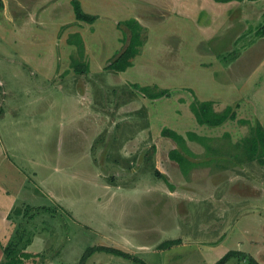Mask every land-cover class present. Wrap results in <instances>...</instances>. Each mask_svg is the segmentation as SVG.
<instances>
[{
	"label": "rangeland",
	"instance_id": "1",
	"mask_svg": "<svg viewBox=\"0 0 264 264\" xmlns=\"http://www.w3.org/2000/svg\"><path fill=\"white\" fill-rule=\"evenodd\" d=\"M25 1L31 4L35 0ZM163 1L168 0L157 5H164ZM84 2H92L90 7L99 6V18L93 24L102 25L100 29L95 27L97 31L89 37L88 45L101 35L110 36L111 44L108 50L101 44L97 57L92 55V47L85 51L89 70L83 73L71 65L74 45L72 51L64 47L58 52L62 66H58L56 75L49 68L48 57L35 52L46 53L55 45L59 51L69 44L62 25L52 44L40 38L41 30L53 38L59 21L53 18L56 6H28L36 19H30L25 11L17 14V24L14 17L6 16L4 10L1 17L0 12V97L6 99V111L0 117V145L7 156L0 155V186L16 196L22 182L34 186L30 188L34 196H25L33 206L23 202L22 194L27 190L24 186L20 204L11 210L13 217L17 208L25 214L16 217L10 236L21 237L23 242L32 235L31 243L37 241L27 247L40 253L30 260L33 264H76L89 245L118 247L148 264H214L229 249L244 250L264 264V164L256 157L249 158L246 147L236 146L249 134V124L230 120L218 127L200 125L189 106L194 97L219 98L222 92L223 98L225 93L198 69V64L206 66L214 60L205 58L214 50L203 46L210 31L201 27L206 21L194 22L182 9L170 14L161 10L154 13L157 9L152 3ZM9 5L16 9L12 0ZM69 9L65 8L64 16L74 15L72 6ZM133 10L150 16L142 57L146 63L129 70H134L139 84L158 78L154 83L172 90L171 96L150 99L134 86L128 70L123 73L107 67L125 44L121 29L118 42L115 40L116 25L110 15L116 13L123 20ZM230 21V28L226 25L212 36L219 50L230 48L228 53L233 54L227 60L237 57L222 66L230 73L225 77L231 82L229 90L233 89L228 94L236 97L237 89L244 90L245 96L256 91L253 103L248 102L249 111L238 115L251 112V119L264 125V81L258 88L255 84L260 67L241 65L240 51L246 49L242 48L240 34L232 36L241 21ZM84 27L82 30H87L86 24ZM93 28L89 24L88 31ZM259 47L251 45L249 54L261 56ZM204 49L206 55L200 57ZM222 54L218 57L223 61ZM244 69L249 79L243 77ZM210 70L213 75L221 71L213 67ZM68 76H72L71 82L63 80ZM55 78L58 83L67 82L64 88L61 85L62 90ZM251 82L255 86L246 84ZM74 92L82 93L83 103L72 97ZM218 98L213 104L216 110H222L230 101ZM164 126L184 135L196 129L211 137L207 146L187 138L186 146L193 155H185L194 163L186 174L168 156L171 148H182L172 138L161 135ZM225 131H229V137ZM156 168L174 184V190L156 176ZM17 224L29 230L24 232ZM175 238L180 241L162 246L163 241ZM86 264L141 263L132 257L97 251ZM224 264L246 262L231 257Z\"/></svg>",
	"mask_w": 264,
	"mask_h": 264
},
{
	"label": "crops",
	"instance_id": "2",
	"mask_svg": "<svg viewBox=\"0 0 264 264\" xmlns=\"http://www.w3.org/2000/svg\"><path fill=\"white\" fill-rule=\"evenodd\" d=\"M15 4V10L9 5L10 4V0H0V4H3V8L0 7V12H1V17H2V12L4 10L5 15L8 16L9 18H13V22H15L17 24V14H24L25 11L27 12V16L29 15V18H33L36 19V14L35 12H30L28 9V6L31 7V5H53L56 6V12H55V17L54 20L58 19L59 21L56 22L55 27H54V32H53V38H51V34L48 35L46 33V31L41 30L42 32L39 34L40 38L43 37L42 41H46V39L51 40V44L56 36V30L58 29V27L60 25L65 26L66 27V31H67V35L69 36L70 33L73 32H79L84 40V44H85V51L88 52V50L90 51L89 47H92L91 51H92V55L95 54V56L97 57V53L98 50L101 46V44H104L105 49H109V46L111 44V37L108 35H101V37L99 39H96V41H90L88 45V39L89 37L92 38L95 35V27L98 29L102 28V25L100 23H97V25H94L93 23L95 21H97V19L99 18L100 15V11H99V6L98 5H94L93 7H90V5H92V2H84L85 0H79L82 9L92 15H96V19L94 22L89 23V22H85L83 20H78L76 18V14L73 8V4H72V0H35L33 1V3L29 4L27 1L25 0H12ZM119 4H125L127 2H133L136 5H150L151 3L153 4L152 7H155V11H153L154 13H157L158 11H163V14H170V13H174L179 11L180 9H182L183 11L187 12V16L189 18H192V21L194 22H200V21H206L205 25H202L201 27H205L208 31H209V35L206 34L205 38H204V42H203V46L206 49H213V54L210 55L209 57H205V58H210L211 60L212 57L214 58V60L212 61V63L207 64L206 66H200V64H198V69L204 71V73H207L208 76H210V80L211 83L214 85V87L216 88H223L224 93V97L222 98V92H221V96L218 98L219 100H223L224 102H229L232 103L233 101L236 100H244L247 103L251 101V103H253V101L255 100V92L250 94L247 92V95H244V90H240L237 89L236 92V97H232L230 95V93L228 94V92H231L232 90L230 88L231 86V82L225 80V77L230 76V73H228L227 71L222 69L223 64H227V63H232L234 62L235 59L233 60H227L228 59V55H231L233 53H228L230 52V48L226 49L224 48L223 50H219V48H217V44L213 43V34H215L216 32H220L222 31L226 25L227 28H230L231 25L230 23L227 24V22H229L232 19V22H234L235 20H238V22L241 21V26L240 28H238L237 30H235L232 34V36H238L240 34V38H241V43H244L242 45V48L245 47V50H239L240 56L242 57V60L240 61L241 65L246 64V67L249 68V66H254V65H258V67H260L259 69V73L258 75L255 77V84L257 85V88L259 87V85L264 81V34H259L258 33V28L264 23V0H228V1H217V0H168V1H163L164 5L162 3H160L159 5H157L159 2H161V0H113ZM191 3H193L191 5V7H189V9H184L185 6L190 5ZM86 4L89 5V8H86ZM2 6V5H1ZM69 6H72L73 9V13H69L67 16L63 15V12L65 11V8L67 7L69 12ZM194 6V7H193ZM19 8V9H17ZM25 8H27V10H25ZM244 8V10H243ZM90 9L94 10L95 12H92ZM13 10L15 11L13 13ZM10 12V14H9ZM175 15H181V14H175ZM111 16V17H110ZM110 21H112L113 23H115L116 25V31H115V40H117L118 42V38L120 37V32L121 30L117 27V22L118 21H122L119 20V17L116 13H112L110 15ZM150 15H146L145 13H142V11L140 10H133L129 13V16L126 18H123V20L125 19H129V18H135L137 19L141 24H143L144 26H147L149 24L147 17ZM186 16V17H187ZM233 17H236V19L234 20ZM250 17V18H249ZM210 20V21H208ZM41 21H45L44 23H46V20H43L41 18ZM10 22V23H13ZM30 21H28L29 23ZM77 22V23H76ZM231 22V21H230ZM2 23V22H1ZM79 24H81L79 26ZM84 24L87 25V30H82L84 29ZM89 24H92V27H94L91 31H88V27ZM45 25V24H44ZM46 26V25H45ZM64 27V28H65ZM112 28H114V24L112 26ZM243 28V30L241 31V29ZM251 28H254L255 30L251 31ZM108 26L106 25L104 32H106L107 34V30ZM51 31V30H50ZM97 31V30H96ZM18 34H16V36H18ZM2 37L0 36V39ZM64 38V36H63ZM233 39V37H232ZM233 42V41H232ZM43 45H45V42H42ZM146 43V42H145ZM232 44V43H231ZM72 45L74 44H65L62 45L58 51V47L55 45L54 47L52 46L50 50L49 54H46L49 50H46V53H43L42 51H35L38 53V55H45L48 57L49 60V68L55 73H57V68H59L58 66H62V57L58 60L57 59V55L58 52H61L62 49L64 47L67 48V50L70 49V51H72V49L74 47H72ZM146 45V44H145ZM143 48V51L141 54H139L136 59L133 61V64L128 66L125 70L123 71H118V72H127V70L129 71V73L131 74V78L130 79L133 84H138L140 86H145V85H158L159 83L155 84V80H157L158 78L154 77V80L149 81L147 84H139L137 83V78L134 75V70H129V67L131 66H136L138 63L139 64H143L146 63L145 61H143L142 57L144 56V49L145 46ZM255 46V45H261L260 50H261V56L254 58V52L252 54H249L252 48L249 49L250 46ZM75 46V45H74ZM118 46V45H117ZM120 46V44H119ZM202 46V47H203ZM231 46V45H230ZM226 49V50H225ZM200 52L201 56L206 55L205 53V49L204 51L201 50ZM224 53L222 55L225 56V58H222V60L219 59L218 55ZM228 53V54H227ZM70 54V53H69ZM69 54H67L66 57H69ZM91 54V53H90ZM208 55V54H207ZM247 55V56H245ZM200 57L198 58V60H200ZM234 58V57H232ZM196 61V63H198L199 61ZM209 60V61H211ZM102 63V62H101ZM262 63V66L260 65ZM228 65V64H227ZM243 65V66H244ZM213 67L215 68V70H221L219 73L215 72V74L213 75V73L211 72L210 68ZM38 68V67H37ZM262 71V73H261ZM117 72V71H116ZM242 75L243 77L249 79V74H245L246 70H242ZM217 75H223L222 77H218ZM78 77V75H76ZM234 77V76H233ZM64 81L69 80L70 82L72 81V76H68L63 78ZM242 81L244 79H241ZM62 81L61 83L56 81V78L54 80V82L57 83V85L59 86L60 90H62L61 85L63 86V88L65 87V83ZM68 81V82H69ZM153 83V84H152ZM1 84V82H0ZM248 85L251 84V87L255 86L252 82L251 83H246ZM244 83V85H246ZM3 85V84H1ZM165 88V87H164ZM241 88V87H240ZM0 92L1 89H0ZM220 92H214V94H217ZM1 95V93H0ZM39 97V96H38ZM73 98L77 99H81V102L83 103V97H82V93H78V92H74L72 94ZM215 98L214 96L211 97H207V98H201L200 100H213V102H215L214 100L217 99H213ZM237 98V99H236ZM39 98H37L38 100ZM6 99L5 98H1L0 97V107H1V111H0V117H2L6 111L5 107H4V103H5ZM228 104V103H227ZM226 104V105H227ZM248 106L251 108L250 104L248 103ZM264 126V125H263ZM81 131V129H80ZM83 134V131L80 132V135ZM0 148L2 149L0 152V155H2L3 157L7 158L6 153L3 150V147ZM175 161V160H174ZM31 178V177H30ZM30 178L28 177V179L30 180ZM28 180V181H29ZM35 184V181H34ZM25 186V188H27V190L25 192H23L22 190L24 189L23 187ZM34 186L29 185L25 182H22L20 184V190L18 192V195L16 196L15 194L11 193V190H9L8 188L2 187L0 186V222H2L4 225H0V259L2 258V245H4L8 239L10 238V234L12 232V228H14V223H16V220H14L13 218H9V214L11 212V210L20 204V198L19 195L20 193L23 192L22 197H24V203L25 204H30V206H33V204L26 202L27 199L25 198V196H34V193H32L30 191V188H33ZM23 188V189H22ZM18 190V188H17ZM33 191V190H32ZM15 221V222H14ZM2 229V232H1ZM37 237V236H36ZM37 241H34V243H30L29 246L31 245H36ZM30 251H32L31 249H28ZM33 252H37V251H33Z\"/></svg>",
	"mask_w": 264,
	"mask_h": 264
},
{
	"label": "trees",
	"instance_id": "3",
	"mask_svg": "<svg viewBox=\"0 0 264 264\" xmlns=\"http://www.w3.org/2000/svg\"><path fill=\"white\" fill-rule=\"evenodd\" d=\"M217 1H228V0H217ZM73 8L78 20H83L85 22L92 23L96 19V15L89 14L85 12L80 4L79 0H72ZM117 27L124 32L125 44L122 50L110 60L107 67L114 71H123L128 66L133 64V59L141 53L142 47L146 42L147 29L135 18H129L117 22ZM259 34H264V23L258 28ZM68 42L75 45V52L71 55V65L73 69L78 73L87 72L89 70V63L84 61L85 58V44L84 40L79 32L70 33L68 36ZM138 88L142 94L150 99H156L162 96H171L172 90L169 88L159 87L158 85H145L140 86L138 84L134 85ZM192 91V89H189ZM213 100H200L194 97L189 103L190 109L194 114L196 121L200 125H207L209 127L223 126L227 121H237L240 124H249L250 132L248 135L241 138L240 141L236 143V146L246 147L247 154L249 158L256 157L261 163L264 164V126L259 120H252V116L248 115H238V112L249 111V106L247 102L244 103L242 100H237L233 104H227L222 110H216L213 104ZM0 107V111H1ZM254 123H252V121ZM229 131H225L224 135L227 136ZM161 135L164 137L172 138L180 146L173 147L168 151V156L170 159L175 160L183 173H187L193 161L185 155L190 154L191 150L186 146L187 138L197 141L203 145H208L207 142L210 140V136L206 134L199 133L196 129L187 130L186 135L179 132L178 130L164 126L161 129ZM229 137V136H227ZM209 139V140H208ZM156 176L162 178L166 183H168L171 190H174V184L171 183L168 177L163 174L159 169H155ZM29 208V207H28ZM20 208L16 209V216H11L16 220L17 216L24 215ZM26 212V211H25ZM20 223V222H19ZM18 228H23L29 230L27 227L21 224H17ZM29 233H31L29 231ZM21 238V237H20ZM19 237L13 238L10 236L8 241L2 245V258L0 259V264H33L30 260L36 258L40 255L38 252H33L27 249L29 243L32 242V235L26 236L25 240L22 242ZM179 238L167 239L163 241L162 246L168 247L174 243H178ZM97 251H105L117 254L122 257H132L135 261L141 264H148L142 258L134 255L126 250L110 245H89L83 251L80 259L76 264H86L88 259ZM231 257H236L239 262L244 261L246 264H261L254 256L248 252L240 249H229L221 256L214 264H224Z\"/></svg>",
	"mask_w": 264,
	"mask_h": 264
}]
</instances>
